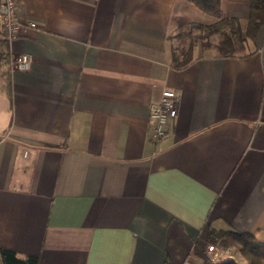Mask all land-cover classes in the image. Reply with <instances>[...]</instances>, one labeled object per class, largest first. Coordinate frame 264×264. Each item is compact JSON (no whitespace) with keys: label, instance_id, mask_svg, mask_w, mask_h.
Here are the masks:
<instances>
[{"label":"crops","instance_id":"crops-1","mask_svg":"<svg viewBox=\"0 0 264 264\" xmlns=\"http://www.w3.org/2000/svg\"><path fill=\"white\" fill-rule=\"evenodd\" d=\"M16 1L11 61L32 66L0 92V251L202 264L192 251L211 231L264 243V24L234 57L214 47L247 25L250 0H220L221 37L182 70L173 33L187 0ZM166 89L178 115L157 139L150 108Z\"/></svg>","mask_w":264,"mask_h":264},{"label":"trees","instance_id":"trees-1","mask_svg":"<svg viewBox=\"0 0 264 264\" xmlns=\"http://www.w3.org/2000/svg\"><path fill=\"white\" fill-rule=\"evenodd\" d=\"M201 12L224 20L220 0H187ZM251 7L247 25L241 26L231 23L223 38L214 46L221 57H234L238 53L237 43L253 40L259 29L264 24V0H250ZM211 29V28H210ZM215 30V29H214ZM212 30V31H214ZM180 38V37H177ZM189 42L181 49H174L172 66L177 70L188 67L194 60V49L197 45ZM205 45L210 44H203ZM11 54L9 43L0 39V92L11 96ZM210 244H220L226 255L219 263H212L208 259L207 247ZM229 251H236L246 264H264V243L256 239L253 234L236 231H211L206 241H198L192 251V257L197 258L202 264H239L227 255ZM2 264H39L38 258L29 256L19 257L10 250L0 251ZM164 264H172L166 261Z\"/></svg>","mask_w":264,"mask_h":264},{"label":"built area","instance_id":"built-area-1","mask_svg":"<svg viewBox=\"0 0 264 264\" xmlns=\"http://www.w3.org/2000/svg\"><path fill=\"white\" fill-rule=\"evenodd\" d=\"M35 27V24L31 25ZM20 23L18 20V6L16 0H0V39L12 44L19 36ZM13 70L28 71L32 66V58L22 55L11 61ZM178 96L170 89L162 92L160 103L150 108V121L154 126V136L157 139L166 135V125L170 119L178 115ZM208 259L212 263H219L226 255L220 244H210L207 247Z\"/></svg>","mask_w":264,"mask_h":264},{"label":"rangeland","instance_id":"rangeland-1","mask_svg":"<svg viewBox=\"0 0 264 264\" xmlns=\"http://www.w3.org/2000/svg\"><path fill=\"white\" fill-rule=\"evenodd\" d=\"M185 5H187V8H179L180 13L183 14L182 17L184 18L178 21V24L176 25L177 29L173 33L174 37L176 38V44L178 48L181 49L191 41L201 44L206 43L210 45H214L215 43H217L221 35L219 33H216L214 29L219 20L215 17L201 12L189 2L185 3ZM231 252L232 251H229L227 255L233 256V258L237 261L241 260L240 256H236V251H233V254H231Z\"/></svg>","mask_w":264,"mask_h":264}]
</instances>
